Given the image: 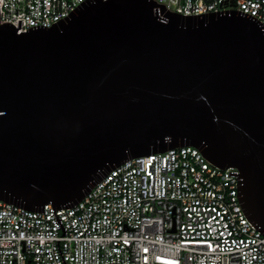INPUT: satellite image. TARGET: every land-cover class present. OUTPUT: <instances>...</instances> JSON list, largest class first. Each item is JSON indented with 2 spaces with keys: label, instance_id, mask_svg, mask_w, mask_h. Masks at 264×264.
I'll list each match as a JSON object with an SVG mask.
<instances>
[{
  "label": "water",
  "instance_id": "water-1",
  "mask_svg": "<svg viewBox=\"0 0 264 264\" xmlns=\"http://www.w3.org/2000/svg\"><path fill=\"white\" fill-rule=\"evenodd\" d=\"M191 145L240 171L264 231V30L238 12L88 0L50 28L0 26V201H80L124 160Z\"/></svg>",
  "mask_w": 264,
  "mask_h": 264
},
{
  "label": "built area",
  "instance_id": "built-area-1",
  "mask_svg": "<svg viewBox=\"0 0 264 264\" xmlns=\"http://www.w3.org/2000/svg\"><path fill=\"white\" fill-rule=\"evenodd\" d=\"M88 0H0V26L50 28ZM167 11H235L264 30V0H152ZM240 171L191 145L124 160L73 205L0 201V264H264V231Z\"/></svg>",
  "mask_w": 264,
  "mask_h": 264
}]
</instances>
